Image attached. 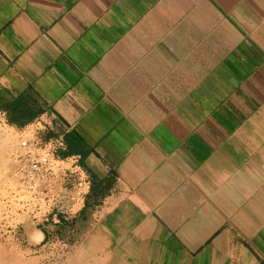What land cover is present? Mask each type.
<instances>
[{
    "label": "crops",
    "instance_id": "obj_1",
    "mask_svg": "<svg viewBox=\"0 0 264 264\" xmlns=\"http://www.w3.org/2000/svg\"><path fill=\"white\" fill-rule=\"evenodd\" d=\"M15 107L57 133L82 264H264V0H0Z\"/></svg>",
    "mask_w": 264,
    "mask_h": 264
},
{
    "label": "rangeland",
    "instance_id": "obj_2",
    "mask_svg": "<svg viewBox=\"0 0 264 264\" xmlns=\"http://www.w3.org/2000/svg\"><path fill=\"white\" fill-rule=\"evenodd\" d=\"M4 112L0 108V264H82L80 209L64 199L71 188L64 181L54 189L58 198L41 197L30 168L45 158L57 169V133L39 121L10 123ZM46 177L41 174L45 184Z\"/></svg>",
    "mask_w": 264,
    "mask_h": 264
},
{
    "label": "built area",
    "instance_id": "obj_3",
    "mask_svg": "<svg viewBox=\"0 0 264 264\" xmlns=\"http://www.w3.org/2000/svg\"><path fill=\"white\" fill-rule=\"evenodd\" d=\"M48 167L49 166L47 165V160L45 158H42L36 161L35 163H33L30 168L34 173H37L39 177L36 181V185H38V190H37L38 195L41 197H49L53 199L55 198V195L57 194L54 193V187L51 186V183L49 180V177H50L49 174L51 173L52 169H49ZM41 174H44L45 176H47L46 177L48 179L47 184L44 183L46 181H43L41 179Z\"/></svg>",
    "mask_w": 264,
    "mask_h": 264
},
{
    "label": "trees",
    "instance_id": "obj_4",
    "mask_svg": "<svg viewBox=\"0 0 264 264\" xmlns=\"http://www.w3.org/2000/svg\"><path fill=\"white\" fill-rule=\"evenodd\" d=\"M9 110L11 113V116L9 117L10 123H14L17 120L24 119V120H31L33 119V115L26 113L25 111L20 110L18 107H15L14 109H5V111ZM111 186V182L109 181L107 185L92 183L91 187V197H92V204L96 205L97 200L99 197H101L104 192L108 190V188Z\"/></svg>",
    "mask_w": 264,
    "mask_h": 264
}]
</instances>
